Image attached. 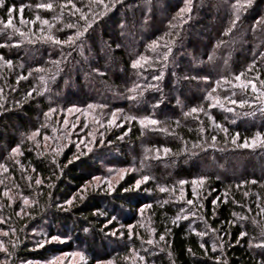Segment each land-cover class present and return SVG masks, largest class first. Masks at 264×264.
<instances>
[{"label": "trees", "instance_id": "16d2710c", "mask_svg": "<svg viewBox=\"0 0 264 264\" xmlns=\"http://www.w3.org/2000/svg\"><path fill=\"white\" fill-rule=\"evenodd\" d=\"M0 141L18 151L0 150L9 188L35 197L9 211L19 235L49 216L71 239L51 252L83 243L91 259L120 223L123 247L100 258L264 264V0H0ZM93 154L149 180L133 190L126 174L66 208L106 174Z\"/></svg>", "mask_w": 264, "mask_h": 264}, {"label": "rangeland", "instance_id": "374dc122", "mask_svg": "<svg viewBox=\"0 0 264 264\" xmlns=\"http://www.w3.org/2000/svg\"><path fill=\"white\" fill-rule=\"evenodd\" d=\"M201 39L207 40V38L205 39L204 36ZM203 44H204V41H203ZM203 44L198 45L200 49H197V51L200 53L206 50V46ZM196 60H198L197 57L192 58L193 62H195ZM210 68H208L207 71H209ZM85 78L89 81L88 76H85ZM94 87L99 88L98 84L94 85ZM197 88L198 86L195 87L194 91H196ZM179 93H180V90L175 89L172 95H176ZM72 111H75V109L73 108ZM72 111L68 110L66 112L67 117ZM64 121L66 122L67 118H65ZM11 128L12 129H10V131L13 134L17 135L18 130L14 129L15 127L13 126V124ZM3 141H0V150L3 153H5L3 156L9 155L8 157L10 158L12 154H18V151L15 149L11 151V153H9ZM130 147L132 146L130 145ZM139 148L143 151L142 143L141 145H139ZM85 149L89 151L91 147L87 146L85 147ZM100 151L97 152V154L100 153ZM126 152L129 153L131 152V150L128 149L126 150ZM148 155L151 156V154H148ZM105 157L106 158L104 160L102 159L100 160L98 156L94 154L92 155V161L93 162L97 161L101 163V165L104 168H106L105 169L106 174L94 175L91 178V181L88 182L83 187L82 192L77 193V194L74 193L72 195L70 200H68L67 203L65 204L66 208L74 200H76V198L81 197V196L83 197L85 196V193H88L90 191L94 192L97 189H99L100 192L107 191V193H112L116 185L121 181V179L126 174L135 173L136 175L140 176V178L136 181L133 190H138V188L141 187V185H143L146 181L149 180L146 176L142 175V173L136 167L134 168V166L132 165L127 166L126 164L122 163V167L111 166L110 164L114 163L113 161H116L117 159H119L120 158L119 156L108 154ZM155 158H157L158 160V157H155ZM243 159L247 160V158H243ZM253 159H254L253 161L256 162L257 159L256 158H253ZM108 160H111V161H108ZM216 166L217 165L213 160H210V163L208 166L204 165V167H208V168H214ZM200 168H202V166ZM4 172H5V168L2 165H0V264H86L89 261H93L92 264H117L114 258H110V257L100 258V257L103 254L108 253L110 250H111L110 252H112V250L115 252H118V250L123 247L122 232H123L124 227L120 223L115 229L108 232V235L103 236L104 243L106 246L105 253L101 251L99 248L98 250L96 249L95 250L96 252L94 254L95 256H92L94 260L92 258H91L92 260L90 259L91 256L88 254L89 252L88 246L83 243L78 244V245L73 244L71 250H62V251L55 250L51 252L49 247L51 248L62 247L66 245L71 239L68 237H63V235L59 234L63 226L58 227V225H55V223H53V221L51 220V218H49V216H45L39 219L35 218V216H32V217L30 216L31 219L29 220V218H27L28 222H25L28 224L22 227L24 231L22 234L23 236L19 235L20 232L17 229L19 222L15 223L12 220L9 214V211L13 212L15 210L16 214H14V216L16 217H18V215L22 216L24 211L25 213L29 212L28 210L31 207H34L35 197L29 196L28 193H20L19 189L17 190V188H15L14 186H11L9 188V183H10L8 180L9 178L3 177ZM166 172L168 174H171L170 170H167ZM40 182L41 181H39L38 179H35V182L33 185L38 186ZM6 184L8 185V187L6 186ZM142 192H139L137 195H135L134 199L143 200V198L144 199L149 198L150 195L147 194V192L145 193L144 191L143 192L144 194H142ZM174 199L180 202V204L189 205V202L185 200V197H178V198L174 197ZM142 207L143 206H140L139 208L141 209ZM108 208L112 211H115L114 213H116V217H130L129 212L125 209L121 210L120 208H116L114 206H109ZM24 216L26 217V214ZM190 216L193 217V215H189L188 217ZM116 217L112 216L111 220H115ZM20 223H21V219H20ZM21 243L23 245L26 244L27 249H29V251H32L33 253H36L37 251L45 250V256H38V255L20 256L17 253L15 254V249L18 248V245ZM149 243L152 244L153 242L149 241ZM262 245L260 247L264 248V244ZM148 250H149L148 248L147 249L145 248L144 252ZM144 257L145 256H143L142 254L138 255L136 252H134L133 257H129V259H133L136 264H140V262L141 264H143L145 262ZM129 259L128 260L126 259V260L129 261Z\"/></svg>", "mask_w": 264, "mask_h": 264}]
</instances>
